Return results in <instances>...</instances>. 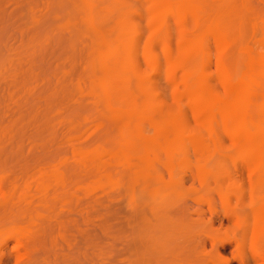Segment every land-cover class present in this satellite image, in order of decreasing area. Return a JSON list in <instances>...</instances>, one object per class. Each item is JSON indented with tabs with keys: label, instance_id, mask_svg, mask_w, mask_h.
Returning <instances> with one entry per match:
<instances>
[{
	"label": "rangeland",
	"instance_id": "obj_1",
	"mask_svg": "<svg viewBox=\"0 0 264 264\" xmlns=\"http://www.w3.org/2000/svg\"><path fill=\"white\" fill-rule=\"evenodd\" d=\"M93 1L92 8L89 9L84 0H0V73L5 74L4 78H6L5 82L0 81L5 83L4 86L2 83L0 85L6 88L3 92L0 90V101H2L0 104V264H264V205L260 203L264 196V172H258L256 167L246 159L251 150L243 140L249 135L258 134L257 125L252 121L244 124L242 117L235 116L232 117L233 119L230 118L232 120L229 126L227 122L230 120L227 121V115L225 112H221V115L218 113L219 120L216 116L210 121V128L208 125L205 126L206 128L202 126L204 130L206 129L205 134H209L208 138L213 140L215 136L214 141L219 144L216 149L213 146L214 149L212 147L207 149L208 152L209 150L211 153L213 152L214 156L210 155L212 159L216 158H214L215 160L210 158V164L205 163L207 167L201 174L197 172V166L200 163L204 164V161L200 163L197 161L198 155L194 154L196 151L190 145H188L190 146L188 150L191 151L189 152L191 153L189 164L178 166L174 173H170L163 165H160L159 171L157 170L158 176H156L157 174L150 176L135 174L136 171L130 170L131 167L130 169L129 167L126 169L119 167L125 170L123 174H126L124 176L121 173L123 171H119V174L121 173L124 177L121 180L118 178L121 175L117 173V163L114 164L115 160L110 159L109 155L108 158L104 156L103 164H108L110 172L102 174L96 164L91 165L93 163L91 159L94 158L92 152L94 153L99 148L98 146L106 144V147L110 148L111 144V150L112 148L117 149L119 142L116 139H121V126H119L121 121L112 117L103 100L99 101L101 104L99 105L96 97H92V95L94 96L92 92L94 84L90 83L100 74L98 69L101 67L98 60L96 65L94 56H99L100 47H97L96 38L94 40L91 36L94 34L89 32L88 27L90 26H86L90 24H86L88 20L86 21L83 16L88 14L90 17L88 16L87 19L89 20L91 17L93 19L96 17L95 25L108 29L111 33L108 34L107 31V35L110 37L116 35L118 18L124 16V13L125 15L127 13L126 16H130L131 21L134 18L132 25L141 36H138V41L142 39L139 42L140 45L137 46L139 53L137 52L136 63L141 73H146L144 75L150 78H148L149 84L152 81L151 86L155 88L154 91L157 93L155 94L159 96L157 99L163 105L158 103L160 107L174 110L178 105L177 95L183 88L181 81L178 82L182 75L181 68L174 69L173 71L176 70V72L172 71L171 75L167 76V70H165L167 66L164 64L166 63L164 60L166 51L159 42L166 36L170 46L176 50L175 47L178 46L176 44L179 43L181 37L179 21L176 16L169 17L173 28L170 26V29L164 28L162 32L165 34L164 37L162 34L159 41L153 45V52L160 54L157 58L161 61V66L158 65L162 68L158 71L157 68L150 67V63H147L149 60H146L148 57H145V55L148 56V41L151 36L149 34L151 29H149V9L151 6L148 0ZM242 4H250L251 7V9H243L246 13L243 15H247L244 17V22L242 13L240 12L242 18L240 21L237 11V8H240ZM81 5L88 10L86 9L87 11L83 13ZM220 5L230 7L224 8L226 11L223 12L227 15L229 22L234 25V28H231V34L240 37L241 39H238L241 40V43L244 40L243 44H246L243 45L244 47L248 45L243 51L252 50L251 53L254 51L257 57H260L259 54L264 53V24L259 23L264 15V0H214L212 2L213 10L223 7ZM88 11L89 13H87ZM187 19H185L186 24L191 23V30H199L200 27L196 28L192 21L190 22L191 19ZM239 21L243 24L241 25ZM188 22L190 23L188 24ZM187 27L189 29V26ZM211 38L208 39L209 41L204 40L206 48L210 52L206 50L207 55L209 53V59H207L209 66L207 67L206 64L207 69H205L211 76L210 78L208 75L213 88L223 94L225 87L219 80V75L224 72L221 65L224 61L221 60L227 58L232 66L229 65V67L233 68L232 70H237L239 68L237 59L239 60L246 52L239 53L241 48L237 49L238 47L235 48L237 51L230 49L235 46L228 47L230 43L227 47L220 44L218 46V43L216 41L214 43ZM238 42L236 43L238 44ZM93 43L99 49L95 53ZM236 43L234 42V44ZM248 47L251 49L249 50ZM163 53L164 56H162ZM237 54H239V58ZM18 55L22 57V61L21 58L18 61ZM92 56L94 59L91 58ZM12 57L13 60H10ZM24 58H26V62H24ZM245 58L247 59L248 56ZM16 62H22V65L25 63L24 65L27 66L33 64V70L30 66V69L28 67L22 69L23 66L20 69L24 72L21 73L18 67L21 63L16 66L17 68L13 66L16 65L14 64ZM43 66L48 67L44 69ZM242 67L245 68V66ZM244 68H242L243 71ZM89 73L92 77L99 74L91 78ZM228 73L230 72L228 71ZM13 74L19 75L15 78ZM237 74L236 71L235 75ZM7 75H10L13 81L10 76L8 79ZM153 76L156 80H153ZM174 78L175 80H173ZM84 79H87L86 82L89 79L88 83H83ZM47 81L49 84H53L52 87L50 86L52 89L50 87L48 89ZM132 81L135 86L136 80ZM173 81H177V83H173ZM261 82L264 84L263 81ZM6 84L8 87H5ZM85 84H89L88 88L92 89H86ZM149 84L147 83L148 87ZM1 86L0 88L3 89ZM261 86L264 87V85ZM148 87L147 89L152 90V87ZM46 88L51 95L44 93ZM8 89L10 91L6 92ZM41 92L42 94H40ZM3 94L4 96H2ZM44 94L45 96H43ZM263 97L264 91H261L256 97L258 105L255 103L256 99L253 102L255 109L259 107L261 111L257 109L260 112L257 109L254 111L253 103L251 104L253 108L248 105L247 109L252 108L249 110V114L247 111L249 116L252 117L255 112L257 115V111L260 114L264 113V108L261 107ZM48 98L52 101L50 102ZM258 101L261 102L258 103ZM10 106L13 110L10 109ZM181 106L185 108L184 111H187V113L184 112L185 115L187 114L185 118L188 126L187 131L191 130L190 133H193V130L194 132L199 130L198 133L202 134L204 130L199 125L201 122L192 113L187 101H183ZM227 126L230 128L228 129ZM200 129L203 132H200ZM213 129L217 132L215 130L213 132ZM212 133H215L213 137ZM109 135L113 141L108 139L107 143L109 140L112 142H109L108 146L103 140H107L105 138H108ZM204 138L207 139L205 135ZM235 138H238V141ZM240 139L242 141L239 143ZM216 144L213 143L215 146ZM85 157L90 160L87 161L89 164L82 160ZM107 161L108 163H106ZM65 162L70 164L66 166L71 169L69 170V167L65 169L71 177L64 175L66 170L63 169L65 167L63 165ZM52 165L59 169V176L62 179L59 176V180L56 179V182L52 179L53 188L56 186L58 191L49 190L51 186L48 193L54 195L48 196L47 189L44 190L42 186L46 180L48 187L50 185L48 177L53 168H51ZM113 166L116 167L113 169ZM47 173H49L48 176H46ZM115 174L117 176H113ZM63 176H66L68 181L63 179ZM72 177L78 178L75 180ZM69 178H71L70 181ZM62 180L68 184L72 183L71 186L66 185L67 183L65 184ZM119 180L121 184H119ZM2 183L14 187V191L20 198H14L17 204L24 207L25 202L31 204L29 205L34 211V218H32L33 212L25 213L23 211L24 213L21 214L19 212L21 209H18L19 211H17L21 215H18L17 219L18 212L16 213L14 210L17 208L11 207L14 210V212L12 210L13 213L11 208L6 209V205H4L6 199L2 191L5 185L2 186ZM67 186H70L69 189ZM2 187L4 188L2 189ZM25 187L30 188L29 196L26 195L28 196V198L25 197L26 199L20 196V194L24 195ZM63 190L67 192H63ZM61 193L62 195H59ZM68 194L69 197H67ZM54 196L55 198H52ZM45 197H49V200ZM21 199L23 202H20ZM50 200L52 202L49 203ZM42 207L45 209L43 210ZM25 208L23 209L26 210ZM28 209L26 211H29ZM22 219L26 222L25 224ZM256 221L258 225H256ZM26 225L28 226L25 227ZM22 226L26 231L32 230V235L34 232L37 234L35 236L39 235V239L36 237V240L31 242L32 244L21 246L16 239L19 232L17 229ZM35 236L32 237L35 238Z\"/></svg>",
	"mask_w": 264,
	"mask_h": 264
},
{
	"label": "bare ground",
	"instance_id": "obj_2",
	"mask_svg": "<svg viewBox=\"0 0 264 264\" xmlns=\"http://www.w3.org/2000/svg\"><path fill=\"white\" fill-rule=\"evenodd\" d=\"M84 1H85V4H86V7H88L89 9L92 8V1L93 0L92 1L91 0H84ZM211 1L212 0H148V3L151 6L150 9H149V24H150L149 25V29L151 28L150 29L151 31L149 30V34L151 36H150L149 41H148V47H149L148 56L145 55V57H148L146 60H149V61H147V63H150V65H151L150 67L151 68H154V69L157 68L158 71H159V69L161 70V68H162V67H159V65L161 66V63H160L161 61L158 60L160 54L158 55V53L155 54L153 52L154 51L153 50V45H155V42L159 41V38L162 37V34H163V37H164L165 34L162 33L164 28H166V27L169 28V26L170 27L173 26L172 23L169 21V17L174 15V16H176L178 18L177 20L179 21V25L178 26H179V29H180V33H181L180 36L181 37H180L179 43L176 44V45H178L177 47H175L176 50L174 48H172V46H170L169 41H168V37L166 38V36H165L164 38H161L160 41H159V42H161V44L164 47V50L166 51V55L163 53L162 56L165 55V57H164L165 59L164 60L166 61V63H164V64H166L165 66H167V68L165 69V70H167V76L171 75V73H172V71L174 69H176V70H177V68L178 69L179 68L182 69L181 77L179 78V80L178 79H176V80H178V82L181 81V83L183 85V88H182V90H180V93H178V95H177L178 105L176 106V108H174V110L172 108H171L172 110L171 109H166V108H165L166 110L163 109L162 103L159 101V99H157V97L159 98V96L156 95L157 93H156V91H154L155 88H153V86H151L153 84L152 81H151L152 84L151 83L149 84L148 81H149L150 78L144 75L146 73L143 74L138 69V66H137L136 62H137V59H138L137 58V52L139 50H137V46H138L139 42L142 39L140 41H138L139 40L138 39L139 35H138V32H137L138 30L135 29V27L132 25L133 24L132 22H134L133 21L134 18H132L133 20L131 21L130 20V16H126L127 13L125 15V13L123 12L124 16H121L120 18H118L119 21L117 19L118 24L116 26H117L118 29H117L116 35L114 37H110L109 35H107V31H108V34L111 33L108 29L100 28V27H98V25H95V20L94 19L96 17L94 19L91 17L90 20H89L87 18H89L90 16L88 14H86V12H85L86 16H83L84 14L82 15L83 17H85L84 19H86V21L88 20L87 21L88 23L86 22V24H90V25H86V26H90V27H88L89 28V32L91 34H94V35H91V36H93L94 40H95V38L97 40V41L95 40V42H97L98 46L93 43V45H95V46H93L94 47L93 50L95 49L94 53H95V51L97 52V50H99L97 47H100V50H99L100 53H99L98 57L94 56L95 55L94 53H91V54H94L93 56L95 57V59L93 58V56L91 58H93L96 61V65H97V62L99 61L98 64L100 63V66H101L98 69L100 71V74L97 73V75L98 74L99 75L98 76L96 75L97 77L94 76L96 78L93 80V82L90 83L91 85L94 84V86L92 85V88L94 90L90 87L92 89L93 94H94V96L92 95V97H96L98 102L103 100L105 102V104H106L107 109L110 110V112L112 114V117H114L116 119H120V121H121V125H119V126H121L120 127V129H121V132H120L121 133V139H119L120 141L118 139H116V141L119 142V144H118L119 146L117 147V149H113L112 148V150H111V146L112 145L110 143H112L111 142L112 138L110 136L113 134L112 133L111 135L107 136L108 138H105L107 140H105V141L103 140V142L105 143L106 141H108V139H111V140H109L110 143L106 142L108 146L110 144V148L106 147V144L103 143L105 146H103V145L98 146L99 148L97 150H95L94 153L92 151L95 148L92 151H90V152H92V156L94 155L93 156L94 158L91 159V161L93 160L92 161L93 163L91 162L92 163L91 165L93 166V164H96L99 167L100 173L106 174L109 171V169H110L107 166L108 164H106V165L103 164L104 156L106 158H108V155L111 157L110 159H112V160L114 159L115 160L114 164L117 163L116 166H118L117 167L118 168L117 169L118 172H117V170H116V172L118 174H119L120 170L123 171V172H121L122 174L125 172V170L120 169L121 167H125V169L127 167H129V169H130V167H131L132 169H130V170L134 169V171H136L135 174H140V175H145V176H150L152 174H157L156 176H158L159 175L158 171H159L160 165H163L168 171H170V173H174V172H176V169H178V166H180V165L187 166L185 164H189V162H190L189 161L190 160V154H191L189 152H191V151L188 150V147L190 148V146H191V148L193 147V149H195L196 153L194 152V154L198 155L196 157L197 161L199 163L201 161H204V164L200 163L197 166V172L200 173V174L204 173L205 168L207 167V166H205L206 165L205 163H209L210 164L209 161L215 160L214 158H216V157H214L212 159V157L210 155L213 152L211 153L210 150L208 152L207 149H210V147H212V146L216 149L218 144H219V142H217L218 144H216V141H214V139H216L215 136L213 137V135L215 133H212L213 140H211V138L209 139L208 138L209 134H205L206 133V129L204 130L203 127H205V126L207 127V125H208V127L210 128L211 127V125H209L210 121L215 119L216 116H218L217 119L219 120L220 117H219L218 113H220V115H221V112H225V114L228 117V118H226V119H228L227 121H229L230 118H232V117L239 116V117H242L244 119L243 120L244 124L249 123L250 121H252L253 123H255V125H257L256 127L258 129V134L254 135L255 133L253 132L254 133L253 135H249L245 139L243 138V140L246 142V144L248 145L249 149L251 150V152L248 155V157L246 156L247 157L246 159L254 167H256L258 172H264V129H263L264 128V124H263L264 121H262V120H264L263 119L264 118V113L263 112H261V114L258 113V111L260 109H259V107H256V109L257 108L259 109V110L257 109L258 110L257 111V115H256V112H255L254 115H252V117H251V115L250 116L248 115L249 114V110L253 108V106L251 104L253 102H255V101H256L255 103L257 104V100L258 99L256 97L258 96L259 92L264 91V87L261 86V85H264L261 82V81L264 82V78H263L264 77V53L259 54L257 52L260 55V57L259 56L257 57V54L254 53V51H253L254 55H252L253 53H251L252 50H250L251 49V48H249L250 46L248 47L250 51H247V52H246V50L243 51L244 48L247 47L248 45L244 47L243 45H246V44H243L245 41L242 39L243 43H241V40H239V39H241L240 37H236V36H234V34H231L232 29L234 28L233 27L234 25H232V23L229 22V20L227 19V15L223 12V11H226L224 8H230V7L229 6L225 7L223 5H220V7H222V6L223 7L222 8L217 7L215 10H213L212 2L214 0L212 2ZM244 1H247V0H244ZM210 2H211V4H210ZM93 3H94V1H93ZM82 6L83 5H81L80 7H82ZM249 8L251 9L250 4H242V6L240 8L239 7L237 8L238 9L237 11L239 12V15H240V21L242 19L241 18V13H242V17H243V19H242L243 22L245 21L244 17H247V15H243L245 13V11H243V9L247 10ZM86 9L87 8H85V9L83 8V13H84V11L88 10V9L87 10ZM208 10H210V11H208ZM249 12H250V10H249ZM87 13H89V11ZM206 16H208V17H206ZM261 17H260V19H261ZM187 18L191 19L190 22L192 21V24H194L193 26H195L196 28L200 27L199 30H196V31L193 30V29L191 30V28H190L191 23L188 22V24L189 23L190 24L189 25L186 24L187 22H186L185 19H187ZM263 18H264V15H263ZM263 18L261 19V21L259 23L262 22V24H264V22H263L264 19ZM72 19H74V18L72 17ZM172 19L174 21V18H172ZM187 21H189V19H187ZM240 21H239V23H240ZM170 23H171V25H170ZM97 24H99V23L97 22ZM240 24L242 25L243 23H240ZM102 26H103V24H102ZM187 26H189V29H188ZM103 27H105V26H103ZM259 28H260V26H259ZM109 29H110V27H109ZM260 30H262V29H260ZM190 31H192V32H190ZM73 32H75V31H73ZM84 32H87V31H84ZM112 33H115V32L112 31ZM230 36H231V38H230ZM87 37L91 38L90 36H87ZM139 37H141V36H139ZM210 38L214 40V43L216 41L218 43L217 44L218 46L220 44L223 47H227L229 45V43H230V45L228 47H231V46L235 45L234 47H231L230 49H235V48L238 47L237 49L241 48L240 50H242V51L239 50V53L246 52V54H244V55L242 54V56L240 58H239V54H237V56L239 58V60L237 59V61L242 62V63L238 62L239 68L240 67L241 68L240 69L238 68L237 70L236 69L232 70L233 68H230L232 66L230 65V62L228 61L227 58H225L227 60V62H225L226 61L225 59L221 60V61H224V63L221 64L224 72L222 73V75H219L220 76L219 80L221 81V83L225 87L224 88L225 92L223 94L222 93L220 94V92H218L215 88H213L212 83H210V82H212L211 79H210L211 76L206 71V69H207L206 68V64H207V67L209 66L208 65L209 60H207V59H209L208 56H209L210 52H209V50H207L204 40L206 39L205 41H207L208 39L210 40ZM236 39H238V40H236ZM232 40H233V42H232ZM234 40H236V41H234ZM92 42H94V41H92ZM234 42L235 43L238 42V44L236 43L237 46H236V44H234ZM204 44H205V46H204ZM239 44L241 45V47H239L240 46ZM13 49H11V50L13 51ZM154 49H155V47H154ZM14 50H16V49H14ZM21 50H23V49H21ZM206 50H207V52H209L208 55H207ZM235 51H237V50L235 49ZM28 52H30V51H28ZM25 53H26V51H25ZM145 53H146V51H145ZM23 54H24V52H23ZM255 54H256V57H255ZM21 55H22V52H21ZM157 56H158V58H157ZM246 56H248V58H247L248 60L245 58ZM13 57L10 60H13ZM24 57H26V56H24ZM27 57H28V55H27ZM222 57H224V56H222ZM20 58H21V61H22V57H20V56H19V60L18 61H20ZM243 58H245L247 61L245 59H243ZM240 59H241V61H240ZM25 60H26V58H24V62H26ZM14 61H16V59ZM91 61H92V59H91ZM94 62H92V63L95 64ZM245 62H246V64H245ZM20 63L16 62V63H14L16 65H13V66L16 67V66H18V64H20L21 66L20 65L18 66L20 71L22 69H24L25 67L29 68V66H30L31 70H33L32 69L33 66H34L33 64H30V65L27 66V65H24L25 63L23 65H22V62H20ZM28 63L29 62L27 61V64ZM226 63H227V65H226ZM243 63H244V65H242ZM240 64H241V66H240ZM221 65H219V67H221ZM229 65H230V67H229ZM242 66H245V68L242 67ZM21 67H23V68L20 69ZM45 67H44V69H46L48 66L46 68ZM92 67H95V66H92ZM95 68H93V69L95 70ZM242 68H244V71H243ZM36 69H37V66H36ZM49 69H48V71H49ZM154 69H152V70H154ZM229 69H231V70H229ZM15 70H17V69H15ZM19 70H17V71H19ZM176 70L173 71V72H176ZM228 71L230 73H228ZM236 71L238 73L237 75H235ZM23 72L21 71V73H23ZM96 72H97V70H96ZM96 72H92V73H96ZM17 75H19V74H17ZM17 75L16 76L14 75L15 78L17 77ZM88 75H90V73ZM92 75H94V74H92ZM208 75L210 76V78H209ZM234 75H235V77H234ZM9 76L7 75V78ZM49 76H51V75H49ZM4 77H5V74H1L0 73V81L5 82L4 80L6 78H4ZM90 77L94 78L91 75H90ZM10 78H11V80L13 79L11 76H10ZM261 78H263V79L261 80ZM133 79L136 80V83H135L136 85L135 86H134V83L132 81ZM154 79H155V76H153V80ZM86 80L83 81V83L86 82ZM173 80H175V78ZM88 81H89V79H88ZM88 81L86 83H88ZM3 82H0V83L3 84ZM174 82L177 83V81H173V83ZM6 83H7V81H6ZM44 83H46V82H44ZM47 83H48V81H47ZM147 83L150 85L149 87H152V90L147 89V87H148ZM260 83H261V85H260ZM4 84H3V86H4ZM48 84H47V86H48ZM51 85L53 86V84H49L48 89H49V87ZM88 85L85 84V86H87L86 89L90 90V88H88L89 87ZM3 86H1V87H3ZM6 86H7V84L5 85V87ZM95 87H96V89H95ZM4 89H6V88H4V87H3V89L0 88V90H2V92L4 91ZM48 89L46 88L45 91L43 90L44 93H49ZM51 89H50V91L53 92ZM96 90H98V91H96ZM7 91H10V90L8 89V90H6V92ZM40 94H42V92ZM49 94L51 95V93H49ZM8 95H10V94H8ZM2 96H4V94ZM33 96H34V94H33ZM43 96H45V94ZM49 97H51V96H49ZM15 99H16V97H15ZM48 100H50V99L48 98ZM15 101H13V102H15ZM51 101L52 100H50V102ZM183 101H187L192 113L196 116V118H198V121H200L202 123V124L201 123L199 124V125H201V127L203 126L202 130H204V132L200 129V132L201 131L203 132L202 134L198 133L199 130H198V132H194V130H193L192 131L193 133H190L191 130L187 131L188 130L187 129L188 126L186 125L187 122L185 120V118L187 116V114L185 115V113H187V111H184L185 108H183L181 106V103ZM1 102L2 101H0V104H1ZM26 102H28V101H26ZM259 102H261V101H258V103ZM262 102L263 103H262L261 107L264 108V97H263V101ZM10 103H12V102L10 101ZM158 103H161L162 106L160 107ZM25 104H27V103H25ZM29 104H30V102H29ZM29 104H28V106H29ZM103 104H102V106H103ZM105 104H104V106H105ZM99 105H101L100 102H99ZM248 105H249V107L251 106L252 108L247 109ZM253 105H254V111H256L255 104L253 103ZM10 109H11V106H10ZM51 109H52V107H51ZM51 109H49V110H51ZM11 110H13V109H11ZM164 110L167 111V112H165ZM247 111H248V114H247ZM114 118H112V119H114ZM231 120L229 122H227V124L229 123L228 124L229 126L231 124L230 123ZM116 123H118V122H116ZM203 124H206V125H203ZM215 125H217L216 122H215L214 126ZM229 126H227L228 129L230 128ZM215 128H216V126H215ZM110 129H111V127H110ZM214 130L215 129H213L212 131L214 132ZM152 131H153V133H152ZM212 131H210V132H212ZM110 132H111V130H110ZM215 132H217V131L215 130ZM249 132H251V131H249ZM208 133H209V131H208ZM204 135H205V137L207 139L204 138ZM216 137H218V136H216ZM114 138H115V135H114ZM235 139L237 140L238 138H235ZM241 141L242 140L240 139L239 143ZM213 143L216 144V146L213 145ZM188 145H190V146H188ZM101 146L104 147V148H107L108 150H106L104 148H100ZM213 147H212V149H214ZM84 148H86V147H84ZM91 149H92V147H91ZM87 150H88V148H87ZM73 151H75V150H73ZM203 151L204 152L207 151V152L204 153ZM208 153H210V154H208ZM214 153L216 154L215 151H214ZM77 154H79V153H77ZM85 154H88V153H85ZM76 157H77V155H76ZM198 158H199V160H198ZM210 158H211V160H210ZM191 159H192V157H191ZM206 159L208 160V162H206L207 161ZM82 160L86 161V163L89 164L87 162L89 160L88 158L85 157ZM104 160H105V158H104ZM66 162H68V161H66ZM65 163H64V165L61 163L63 166H65V167H63V169H65V168L67 169L69 166H66V165H70L69 163H66V164ZM106 163H108V161ZM81 165H82V163H81ZM109 166L111 167V165H109ZM116 166H113V169ZM52 167H53V165L51 166V168ZM208 167H210V165H208ZM70 169L71 168L69 167V170ZM111 169H112V167H111ZM46 170H48V169H46ZM215 170H213V171H215ZM50 171H51V173L50 174L47 173V175H46V176H48V174H49V177H48L49 178L48 181L50 183L49 187H48L47 180H46L45 184L43 182L44 186H42L44 188V190L47 189L46 194L48 193V189L51 186L52 187L49 190H51V191L53 190L54 191V189H55L56 192L58 191V190H56L57 189L56 186H54L55 188H53L54 184H52L53 183L52 179H54L55 180L54 182H56V179H58V176H59V169L57 167H53L52 170H50ZM80 172L82 173L81 170H80ZM116 172H114V173H116ZM127 172H129V171H127ZM131 172H129V173H131ZM60 173H61V171H60ZM67 173L68 172L66 170L65 174L64 173L63 174L68 176L70 173L69 174H67ZM121 173L119 175H121ZM43 174H45V173H43ZM116 174L113 175V176H117ZM129 175H132V174H129ZM69 177H71V175H69ZM73 177H72V179L77 180L78 177L80 178V175L77 178L76 177L73 178ZM102 177H99V178H102ZM59 178H60V176H59ZM118 178H120L121 180L124 179V177H122V175H121V177L118 176ZM60 179H62V177ZM63 179H66V181H68L67 180L68 178H66V176H63ZM70 180H71V178H69V181ZM137 181H139V180H137ZM63 182H65V181H63ZM73 182H75V181H73ZM2 184H3L2 186L5 185V188L2 187V189L4 188L2 191L4 192V197L6 199V204H4V205H6V209L7 208L10 209L11 207L12 208H17V209H14L16 213L19 211L18 209H21L22 212H21V210L19 211L21 214H23L24 212L25 213L33 212V214H32L33 217L32 218H34L35 215H34V211L32 210V207L30 206L31 204L29 203L30 204L29 205V204H27V202H25V207L27 206V208H29L28 209L29 211H26L27 208H25L23 205H20L19 203L17 204V202H15L16 200L14 198L18 197V194L16 193V191H14L15 190L14 187L12 188V187L6 185L7 182H6V184H4V183H2ZM65 184L66 185H70L72 183L68 184V182H65ZM119 184H121V181H120ZM20 185H22V184L20 183ZM20 185H18V186H20ZM70 186H67V188L69 189ZM59 187L62 188L63 186H59ZM30 188H31V186H30ZM30 188L29 187H25L24 191L22 189V191L24 192V195L20 194V196H22V198L23 197L24 198L25 197L28 198V196H29L28 194L30 193V191H29ZM68 189H66V190H68ZM66 190H63V192H67ZM17 192H18V190H17ZM62 193L59 194V195H62ZM50 194L52 196L54 195L52 193H50ZM50 194L48 193V196H51ZM26 195H28V196H26ZM69 196L70 195L68 194L67 197H69ZM45 198H47V197H45ZM52 198H55V196L52 197ZM16 199H20V198L18 197ZM22 200L23 199H21L20 202ZM47 200H49V197L47 198ZM50 202H52V201L50 200L49 203ZM70 202H71V200H70ZM72 202H73V200H72ZM260 203H263V205H264V196L261 198ZM12 208L10 209L11 212L13 210ZM23 208H25L26 210H24ZM44 209H45V207L43 208V210ZM14 210H13V212H14ZM19 212L17 213V216L15 215L16 218L18 217V215H21ZM38 218H41V217H38ZM16 221H20V220H16ZM22 221H23V219H22ZM45 221H46V219L44 220V223H45ZM23 222H24V224L26 223L25 221H23ZM23 222H22V225H23ZM19 225H21V223H19ZM256 225H258L257 221H256ZM256 225H255V227H256ZM27 226L28 225H26L25 227H27ZM253 229H255V228H253ZM17 230L19 232H18V236H17L16 241L21 246L28 245L33 240H36V237H37V239H39L38 238L39 235L35 236L36 233L33 231L34 232L33 235L35 236V238H33L32 237L33 236L32 235V230L30 232L26 231L23 228V226L19 227V229H17ZM35 231H36V229H35Z\"/></svg>",
	"mask_w": 264,
	"mask_h": 264
}]
</instances>
